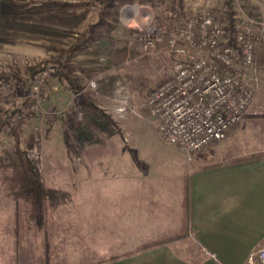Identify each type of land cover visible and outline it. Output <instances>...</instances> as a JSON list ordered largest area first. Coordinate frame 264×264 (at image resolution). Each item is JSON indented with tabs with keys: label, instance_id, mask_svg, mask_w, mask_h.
<instances>
[{
	"label": "rangeland",
	"instance_id": "1",
	"mask_svg": "<svg viewBox=\"0 0 264 264\" xmlns=\"http://www.w3.org/2000/svg\"><path fill=\"white\" fill-rule=\"evenodd\" d=\"M173 11L212 12L228 40L242 23L253 27V97L228 135L248 119L264 125V0H0V74L8 75L0 77V207L14 205L16 221L56 219L59 213L45 209L72 204L78 198L71 190L94 182L73 179V173L119 170L135 161L142 144L158 139L146 98L168 76L172 58L164 43L144 49L140 37L167 27ZM145 16L150 25L143 31L126 26L125 20ZM43 65L52 66L44 85L47 102L42 112L27 113L26 94ZM59 68L81 87L79 93L59 78ZM16 114L21 118L12 122Z\"/></svg>",
	"mask_w": 264,
	"mask_h": 264
},
{
	"label": "crops",
	"instance_id": "2",
	"mask_svg": "<svg viewBox=\"0 0 264 264\" xmlns=\"http://www.w3.org/2000/svg\"><path fill=\"white\" fill-rule=\"evenodd\" d=\"M248 120L190 157L157 132L131 165L73 173L94 182L73 188L72 204L43 207L56 219L16 221L14 205L0 207V264H248L264 247V155L233 162L264 154V125Z\"/></svg>",
	"mask_w": 264,
	"mask_h": 264
},
{
	"label": "built area",
	"instance_id": "3",
	"mask_svg": "<svg viewBox=\"0 0 264 264\" xmlns=\"http://www.w3.org/2000/svg\"><path fill=\"white\" fill-rule=\"evenodd\" d=\"M153 29V35L140 37L141 46L151 49L164 43L172 60L168 76L148 93L146 106L160 137L190 157L225 139L252 100L249 74L258 58L255 32L242 23L230 43L222 22L210 11H173L167 27ZM51 71L49 65L38 69L26 94L27 113L43 111ZM76 117L81 120L83 112ZM20 118L16 114L10 120ZM248 264H264V247L251 254Z\"/></svg>",
	"mask_w": 264,
	"mask_h": 264
},
{
	"label": "trees",
	"instance_id": "4",
	"mask_svg": "<svg viewBox=\"0 0 264 264\" xmlns=\"http://www.w3.org/2000/svg\"><path fill=\"white\" fill-rule=\"evenodd\" d=\"M229 42H230V43H234V39H233V37H231V38L229 39ZM61 68H62V67H61ZM61 68H59L58 71H57V72H58V75H59V78H60L61 80H62V79H65V80L68 82V84H69L70 88L72 89V91L75 92V93H78V92L80 91V88H81V87H80L79 85H77V83H75L74 80H73L72 78L68 77L65 73H63V72L61 71V70H62ZM28 72L30 73V76H31V75L34 73V67H30ZM4 75L8 76L7 74H0V77H2V76H4ZM9 76H10V75H9ZM84 102H85V104H86L87 106H89V107H92V108L95 107L93 101H92L90 98H88V97H85V98H84ZM262 155H264V154H259V155H255V156H250V157L242 158V159H236V160H234L233 162H240V161L248 160V159H251V158H254V157H260V156H262ZM187 190H188V188L186 187V188H185V201H184V207H185L186 214H188V208H189V203H188V192H187ZM157 243H158L157 241H156V242H147V243L142 244L141 246H139L137 250H142V249L149 248V247H151V246L156 245ZM112 258H114V257H112Z\"/></svg>",
	"mask_w": 264,
	"mask_h": 264
},
{
	"label": "clouds",
	"instance_id": "5",
	"mask_svg": "<svg viewBox=\"0 0 264 264\" xmlns=\"http://www.w3.org/2000/svg\"><path fill=\"white\" fill-rule=\"evenodd\" d=\"M126 26L130 28H136L144 30L150 25V18L145 16L144 18L137 20L135 17L125 20Z\"/></svg>",
	"mask_w": 264,
	"mask_h": 264
}]
</instances>
